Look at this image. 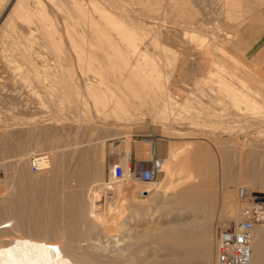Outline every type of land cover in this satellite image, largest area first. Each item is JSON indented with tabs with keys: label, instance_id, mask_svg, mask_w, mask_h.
<instances>
[{
	"label": "rangeland",
	"instance_id": "rangeland-1",
	"mask_svg": "<svg viewBox=\"0 0 264 264\" xmlns=\"http://www.w3.org/2000/svg\"><path fill=\"white\" fill-rule=\"evenodd\" d=\"M192 1L184 0L183 5L189 8L192 5L191 9L195 11L197 17L200 16V20L203 18L201 22L208 27L204 31L203 28H194L193 26L191 28L183 18H179L180 21H176L178 26H185L188 29L184 38L187 44L165 40L166 42L163 41V44H166L168 48L164 51L159 50L158 43L152 46L150 41L152 38L148 35L151 34L152 37L157 34L145 31V29L142 31L143 41L141 40L140 43H143L145 47L140 44V48L144 47L145 51L148 50L149 54L152 53L151 56L153 55L155 61L152 60L158 65L155 64V70L158 69V72L160 70L158 79L163 84H161V88L156 84L154 87L152 86L153 92H151L150 98L154 106L151 107L150 113L143 115L142 119L126 123L127 125L98 124L92 121L91 110L90 114L89 110L82 109L69 112L68 107L70 108L71 104L68 103L67 98L56 99L57 108L51 104L49 97L42 93H40L42 96H40V100L43 102V111L37 110L26 102L28 98L24 95L9 99V102L7 100L0 101V165L2 169L0 189H4L3 184L6 183L8 186L6 197H12L11 200L16 202L17 194L22 187L25 188L24 192L28 193L22 207L25 216L30 215L29 211L32 210L34 216L31 219H35L38 226L41 224L40 227L45 231V235L48 234L46 237L54 238L61 243L65 242L68 245V253L75 260L78 259L82 262V260L96 259L103 263L109 261L108 254L110 252L106 247L108 246L106 245L108 236L103 233L104 225L111 224L110 221L105 220L102 213L106 202L111 205L118 204L120 209L127 207L140 212L138 216L132 215L128 232L120 228L119 232L125 239L122 246L126 247L123 254L116 258L113 264H125L131 258L135 259L138 264H214L216 230L223 226L231 227L234 220L237 221L239 218L241 202L236 195V190L239 187L245 188L248 204L256 212V214L252 212L253 245L256 243V236L259 237L258 239H264V191L254 192L250 186L251 178L261 177L264 179V152H262L264 151V142L261 144V141L255 139H264V117L242 112L241 106L244 109L245 105L236 102L234 104V100L228 96L230 91H224L225 94L221 93L223 87H229L230 90L235 86L232 81L234 79L225 86L224 84L217 86L210 82L207 84L202 80L211 65L218 70L221 68L219 65H213L215 56H211L209 48H205L209 40L230 52L229 41L234 29L254 17H264V0L262 2H260L261 0L250 2L240 0L241 3L238 2L233 7L234 14L231 17L226 11L228 5L224 6L225 4L221 3V6L220 4L223 0H200V2L194 0L195 3ZM201 1L205 2L204 5H201ZM211 1H214L213 5ZM246 1L250 8H247ZM165 2L166 4L163 6L161 1L163 9L154 10L157 12H153L155 16L151 13L157 20L160 18L163 27L166 24H175L172 21L169 22L166 12L163 13L168 8V3L166 0ZM209 2L211 3L209 4ZM214 3L217 4L214 5ZM245 5L246 7H243ZM139 6L140 4L137 5L138 8ZM162 10L163 12H161ZM139 11H137V15H139ZM144 25L146 24L142 26L145 27ZM190 31L196 35L190 37L192 35ZM197 34L198 36L202 35L201 39L203 38L202 41H204L201 47L195 44L200 41ZM186 45L187 48H185ZM144 48L142 49L144 50ZM146 48L148 49L146 50ZM202 48L206 51L205 54L204 50L201 51ZM191 50L201 51L198 52L199 56L195 60L198 62L200 59L201 67L198 69L200 71L192 72L195 75L198 73V78L201 79L197 83H194L193 80L195 76L188 73L192 69L190 62L193 60L189 59V55H192ZM182 51L187 55H185L186 59L191 65L190 67L187 64L183 71L178 65ZM166 56L169 59L164 61ZM174 56L177 58L175 59ZM174 59L176 62L173 61ZM243 65L245 67L234 61L233 71L240 73L244 69L250 75L244 74V77L248 78V83L252 85V88H245V92L250 96L256 97L257 95V99L264 100L256 93L257 91L264 94L262 91L264 86L258 84L264 80L261 78L260 80L244 63ZM183 73H188L187 75L193 77L182 78ZM252 75L254 76L251 77ZM190 90L197 92L196 97L195 94L189 97L184 96ZM163 91L168 92L171 97L165 99ZM28 106L29 108H26ZM176 111L188 117V119H182V121L185 120L184 126L183 124L177 125L172 122V119H164L167 116L172 118ZM208 111L210 112L208 113ZM153 136L157 138L155 142L156 154L163 157L165 162L169 160L172 151L177 154L174 161L169 164V168L173 170L172 177L166 178L162 167V171L154 183L148 186L151 188L147 195V193L140 192L146 188V184H142L137 179L134 166L138 164L139 160L145 164L148 163L138 152L141 149L146 151L147 156L145 157L149 158V142L142 141V138L151 139ZM40 153L49 155L50 166L44 171L33 172L28 165V157ZM117 164L123 169V176L113 175L114 166ZM120 181L123 189L117 192L115 186ZM166 184L168 188L162 192L161 188ZM129 185L135 187L136 190L131 192L127 190ZM198 195L206 196L209 204L204 213L198 211L196 215L195 212H190V209L197 205V202L194 201ZM4 199L5 196L1 193L0 203ZM122 199L123 201H121ZM146 212L148 214H145ZM229 213L233 215L232 219L227 218ZM150 215L152 217L148 219ZM9 217L6 209L0 210V223L12 222ZM101 217L102 219H100ZM193 220L196 222L195 229L188 236L189 242L182 247L172 245L174 237L160 236L161 231L168 227L170 229L171 226L174 227V225H181ZM30 226L26 227L29 232L32 229ZM27 230L13 228L12 231L21 236L31 237ZM202 232L208 238V245L204 250L202 248L198 250L194 239L203 236ZM96 245L104 247L101 252H99L100 250L96 251L94 247ZM186 252L189 254L187 258L185 257ZM261 260L262 262H260L264 264V257ZM260 262L259 264H261Z\"/></svg>",
	"mask_w": 264,
	"mask_h": 264
},
{
	"label": "bare ground",
	"instance_id": "bare-ground-1",
	"mask_svg": "<svg viewBox=\"0 0 264 264\" xmlns=\"http://www.w3.org/2000/svg\"><path fill=\"white\" fill-rule=\"evenodd\" d=\"M161 1L164 6V4H166V2L164 3L165 0H0V101L7 100L9 102L18 95H24L28 98V101L26 102L37 110L43 111V102L40 100V93H42L49 97L51 104L54 106L58 104L57 100L60 98H67L68 103L71 104V107H68L69 112H76L78 109L84 111L89 110L88 113H91L92 111L91 116L93 117V120L90 115L89 117L93 122L98 124L127 125L130 122L142 119L143 115L150 113L151 107L154 106L152 105V100L150 98L154 85L156 84L159 88L163 85L158 79L160 76V70L159 72L158 69L155 70L156 63L154 62V57H152L153 55L151 56L152 53L150 52L151 54H149V52H147L148 48H146L147 51H145V46L143 43H140L141 40L143 41L142 31L145 29V31L157 34L155 36L152 35V37L151 34H148L150 35V38H152L150 40L152 46L158 43L157 45L159 48H157L164 51L168 48L166 44H163V41L165 40L171 42L179 41V43L182 42L184 45L187 44V41H185L186 39L184 40V38L186 30L188 29H186L187 27L185 26H178L176 21L179 18H183L186 23L190 24L191 28L192 26L194 28H203L204 31L208 27L201 22L203 18L200 20V16L197 17L195 11L191 9L192 5H190V8L183 5L184 0H166L168 8L166 7L167 9H165L164 12L163 10L161 12H166L165 14H168L167 17L169 22L172 21L175 24H166L165 27H163L160 18L158 17V21L153 13L158 9H163L161 7ZM196 1L193 0L192 3H195ZM198 1L200 2V0ZM250 1L252 0H248V2ZM211 2H209V4ZM238 2L241 3L240 0H223L220 4L224 3V6L228 5L226 11L229 17H231L234 14L232 9L238 4ZM260 2H262V0ZM203 3L201 5H204ZM139 4L140 6L138 8L137 5ZM197 4L199 3L197 2ZM216 4L217 3H214V5ZM246 5L243 7H246ZM247 8H250V5L249 7L247 5ZM144 10L145 13L143 14ZM137 11L140 12L139 15H137ZM151 13H153L154 16H152ZM143 24H146L144 25L145 27L142 26ZM191 34L190 37L196 35L193 31ZM208 34L210 33L208 32ZM201 36H198L197 34V38H199L200 41L197 40L198 43H195L196 45L198 44L199 47L204 43ZM140 44L144 46L142 47L144 50L140 48ZM144 44L146 45V42ZM184 45L181 46L184 47ZM206 45L205 48H209V50H207L211 52V56H215L213 65H219L221 68L218 70L211 65V67L205 72L202 80L207 82V84L215 83L217 86H220L221 84H224L225 86L230 80L234 79L232 81L233 84L235 83V86L233 85L234 87L230 90L228 89L229 87L220 88L222 91L221 93L225 94L226 91H230L228 96L231 97V100H234L233 103H243L245 105L244 109L241 106L242 112L252 113L257 117H264V100L257 99V95L256 97L254 95L250 96V94L246 93L244 90L245 88H252V85L247 81L248 78H245L246 76L244 77V74L247 76L249 75L247 74L248 72L246 73L244 69L243 72L240 73L233 71L234 61L241 66H244L243 63L223 47L210 40ZM191 47L193 46L191 45ZM185 48H187V45ZM202 50H204V48H202L201 51ZM201 51L191 50L192 55H189V59L193 61H189L192 64V69L188 72L189 74L194 70L197 72L200 71L198 70L201 67L200 59L198 58V62L195 60H197L196 57L199 56L198 52ZM205 52L206 51L204 50V54ZM180 53H182V55ZM180 53L179 55L181 56H179L178 65L183 71L184 67L189 63L186 59L187 55L184 54L185 52L182 51ZM176 58L177 57H175V59ZM166 59L168 60L169 58H165L164 61ZM175 59L173 61L176 62ZM188 73H183L184 75H182V78H188ZM192 75L190 76L194 78V83H197L200 79L198 78V73H196V75L195 73H192ZM253 76L254 75L251 77ZM239 82L242 84H240L241 86L239 85ZM258 84L264 86V82H259ZM258 84L257 86H259ZM262 91H264V89H262ZM256 93L261 96V99L264 98V94L261 92L256 91ZM192 94H195L194 96L196 97L197 92L190 90L184 96L189 97ZM69 96L71 97L68 98ZM163 97L167 99L170 98L171 95L168 92L163 91ZM56 107L58 108V106ZM26 108H29V106ZM209 112L210 111H208V113ZM183 118L188 119V117H185L176 111L172 118L167 116L164 119H172V122L177 123V125L183 124L184 126L185 120L182 121ZM90 119H88L89 122H91ZM255 139L261 141V144L264 142V139ZM149 145L152 146V143H149ZM176 154L177 152L172 151L169 160L165 162L164 159L163 161L162 167L166 178H171L173 175V170L169 168V164L174 161ZM45 176L47 175L45 174ZM140 182L146 184V188L140 190V192L144 191L149 195L151 187L149 188L148 186L153 184L154 180L150 182ZM250 184L254 192L264 191V179L261 177L251 178ZM3 186L4 189H0L3 190L0 192V195L2 193V195L5 196V199L0 203V210L6 209L12 222L0 223V264H113L116 258H119L123 254L126 247L122 246L125 239L119 232L120 228L128 232L130 230L132 215L138 216L140 213L137 210L129 209L127 207L120 209L118 204L111 205L105 202L104 211L102 213L105 220L110 221L111 224L106 223L104 228H102L103 233L108 236V241L106 243L108 246H105L108 248V252H110L108 254L109 261L103 263L94 258V260L89 258L90 260H82L81 262L78 261V259L75 260L70 253H68V245L65 242H63L65 243L63 244L54 238L46 237L48 234L45 235V231L40 227L41 224L38 226L35 219H31L34 216L32 210H28L30 215L25 216L22 209L23 204L27 199L26 195L28 194L24 192L25 188L21 186L22 188L17 196L15 194L16 202L14 201V203L11 200L12 197H6L8 193V186L6 183L3 184ZM115 188L116 191L118 190L117 192H120V189H123L121 181L119 184H116ZM167 188L168 185L166 184L161 188V191L165 192ZM127 190L131 192L136 190V188L129 185ZM30 195H28V197H30ZM196 198L194 202H197V205L190 209V212H195L196 214L198 211H201L204 213V211L208 209L209 200L206 196L201 195H198ZM121 201H123V199ZM251 210L252 212H255L252 208ZM145 214L148 213L146 212ZM151 217V215L148 216V219H151ZM232 217L233 215L229 213L227 218L232 219ZM100 219H102V217ZM28 225L32 226H30L32 228L30 232L26 229V227L28 228ZM195 225L196 222L193 220L188 223L184 222L181 225H174V227L171 226L170 229L169 227H166L167 229L161 231L160 236L163 235L162 237H166L168 235L167 237H174L172 245L174 247H182L189 242L188 236L195 229ZM7 226L10 227L6 228ZM13 228L17 230L25 229L31 234V237L16 234L12 231ZM204 231L206 232V230ZM203 232V236L197 237L196 239L193 238L198 250L201 248L204 250L208 245V238ZM103 233L101 232L102 235ZM258 238L259 237L257 236L255 237L256 243L253 245L252 226V264H259L260 261L262 262V257H264V239ZM94 247L96 251L100 250L99 252L104 248L101 245H96ZM185 254L186 258L189 257L187 252ZM127 263L138 264L135 262V259L132 258Z\"/></svg>",
	"mask_w": 264,
	"mask_h": 264
},
{
	"label": "built area",
	"instance_id": "built-area-1",
	"mask_svg": "<svg viewBox=\"0 0 264 264\" xmlns=\"http://www.w3.org/2000/svg\"><path fill=\"white\" fill-rule=\"evenodd\" d=\"M156 137L151 139L143 137L142 141L152 143L149 149V158L145 164L142 160L135 164L137 179L142 182L156 180L162 171L164 158L156 154ZM28 165L33 172H41L49 168L50 157L48 154H32L28 157ZM129 169V167H128ZM113 175H124L123 169L117 164L114 166ZM2 169L0 165V185ZM146 193V192H141ZM237 199L241 202L239 218L231 227H220L215 232L214 264H252V226L253 213L248 204L244 187L236 190Z\"/></svg>",
	"mask_w": 264,
	"mask_h": 264
},
{
	"label": "crops",
	"instance_id": "crops-1",
	"mask_svg": "<svg viewBox=\"0 0 264 264\" xmlns=\"http://www.w3.org/2000/svg\"><path fill=\"white\" fill-rule=\"evenodd\" d=\"M229 44L231 54L264 80V17H254L236 27ZM138 153L148 160L146 151L141 149Z\"/></svg>",
	"mask_w": 264,
	"mask_h": 264
}]
</instances>
